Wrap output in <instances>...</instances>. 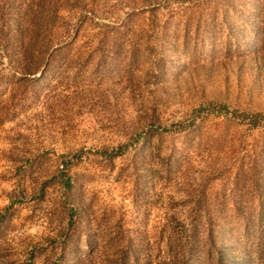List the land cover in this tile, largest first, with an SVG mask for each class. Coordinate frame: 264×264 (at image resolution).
Returning a JSON list of instances; mask_svg holds the SVG:
<instances>
[{"label": "rangeland", "instance_id": "1", "mask_svg": "<svg viewBox=\"0 0 264 264\" xmlns=\"http://www.w3.org/2000/svg\"><path fill=\"white\" fill-rule=\"evenodd\" d=\"M0 264H264V0H0Z\"/></svg>", "mask_w": 264, "mask_h": 264}]
</instances>
